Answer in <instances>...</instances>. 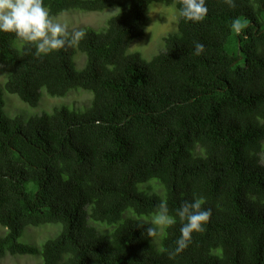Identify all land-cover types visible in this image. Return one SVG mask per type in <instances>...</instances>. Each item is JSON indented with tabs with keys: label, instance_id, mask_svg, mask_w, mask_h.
<instances>
[{
	"label": "trees",
	"instance_id": "1",
	"mask_svg": "<svg viewBox=\"0 0 264 264\" xmlns=\"http://www.w3.org/2000/svg\"><path fill=\"white\" fill-rule=\"evenodd\" d=\"M152 3L179 13L182 0H44L51 15L117 12L100 29L82 27L78 45L39 57L0 32V259L264 264V0H206L203 21L179 16L163 50L145 59L129 48L144 37ZM76 89L92 95L83 111L60 106L28 120L4 112V92L35 107L42 91ZM201 196L212 215L187 249L171 255L178 217L147 236L162 200L175 216ZM45 225L55 232L40 246L19 241Z\"/></svg>",
	"mask_w": 264,
	"mask_h": 264
},
{
	"label": "clouds",
	"instance_id": "2",
	"mask_svg": "<svg viewBox=\"0 0 264 264\" xmlns=\"http://www.w3.org/2000/svg\"><path fill=\"white\" fill-rule=\"evenodd\" d=\"M226 3H228L230 7H235L234 0H226ZM116 12L117 9L115 12H111V14L103 13V14H107V16L104 18L103 24L100 27H92V26H83V27L100 29L105 25L106 20L112 15H114ZM74 13L98 14V13H102V11L101 12L63 11L55 15H51L50 9L44 5V0H0V32L14 33L16 37L19 38L21 41L33 45L35 48V55L38 57L41 55H47L53 51H58L61 49L66 50L67 48L76 46L79 44L81 40H83L86 37L87 33L84 29H81L82 27H79L73 31H69L68 25L66 23H61L58 20V17L68 16ZM207 13H208V8L206 6V0H182V5L178 13V18L180 16L181 18H184L191 22H200L204 20ZM176 27H177V23H176ZM233 27L236 29L237 32H239L242 25L238 21H234ZM194 49H195L194 54L199 56L204 52V45L200 42H195ZM161 50H163V47ZM129 51L133 52L131 51V46L129 48ZM78 57L81 59L80 65H78L77 62ZM75 63H76V68L81 69L85 63L84 55L78 53L76 55ZM5 80H6V75H5ZM3 83L0 84V87L3 85ZM77 96L85 97L82 101L76 102L77 107H82V106L85 107L86 105H89V102L92 99V95L90 92H87L85 94L79 93L77 94ZM44 114H48V113H44ZM205 204H206V199L202 196L198 198H194L191 201L185 200L177 209L175 216H173L170 214L167 201L162 200L158 205H156V210L149 224L150 226L146 228L147 236L149 238L157 237L165 229L174 226L177 223V217H178L182 226L180 228V236L175 242L177 246L174 252L171 253V255H175L184 251L189 247V245L192 242V234L194 232L195 233L204 232L205 231L204 226L210 220V217L212 215V210L210 208H204L203 205Z\"/></svg>",
	"mask_w": 264,
	"mask_h": 264
},
{
	"label": "rangeland",
	"instance_id": "3",
	"mask_svg": "<svg viewBox=\"0 0 264 264\" xmlns=\"http://www.w3.org/2000/svg\"><path fill=\"white\" fill-rule=\"evenodd\" d=\"M116 8H109L102 13H74L68 16L58 17L59 22L66 23L68 30L73 31L79 27L92 26L100 27L103 24L104 18L108 13L115 12ZM149 23L143 38L132 43L131 51L139 52L140 55L149 59L163 47L162 38L168 33H173L176 29L178 19V12L174 5L164 6L158 3H152L148 6ZM78 65L81 59L77 58ZM5 81V74L0 72V84ZM85 94L87 92L76 89L71 90L64 97H50L45 91L41 92L39 103L35 107H30L22 103L16 95L4 92V112L10 117H18L23 120H28L30 117L40 116L44 113H51L54 108L65 106L70 110L83 111L85 107H77L76 102L82 101L84 96H77V94ZM89 94V93H88ZM87 106V105H86ZM55 232V229L49 225L41 227H29L25 230L24 235L19 238L20 242L40 246L46 237H50ZM5 229L0 227V236L4 235ZM43 240V241H42ZM42 241V242H41ZM0 264H40L36 257L20 256L12 257L5 256L0 259Z\"/></svg>",
	"mask_w": 264,
	"mask_h": 264
},
{
	"label": "bare ground",
	"instance_id": "4",
	"mask_svg": "<svg viewBox=\"0 0 264 264\" xmlns=\"http://www.w3.org/2000/svg\"><path fill=\"white\" fill-rule=\"evenodd\" d=\"M17 257V256H16Z\"/></svg>",
	"mask_w": 264,
	"mask_h": 264
}]
</instances>
